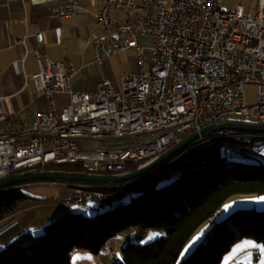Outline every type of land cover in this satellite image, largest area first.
I'll use <instances>...</instances> for the list:
<instances>
[{
  "label": "built area",
  "instance_id": "built-area-1",
  "mask_svg": "<svg viewBox=\"0 0 264 264\" xmlns=\"http://www.w3.org/2000/svg\"><path fill=\"white\" fill-rule=\"evenodd\" d=\"M100 1L103 7L93 15L105 34L94 41L95 62L136 51L139 70L126 74L120 89L106 80L96 92L76 91L69 62L51 59L43 51L44 34H36L39 70L28 79L50 106L27 124L0 107V179L78 163L91 164L97 173H124L205 126L236 122V116L264 125V0L257 15L243 7L224 11L225 0ZM115 11H124L125 19H115ZM51 13L62 18L81 11L70 1ZM108 23H116L115 32H107ZM142 38L151 44H141ZM222 76H231L229 86H221ZM250 84L258 87L252 106L245 94ZM216 134L200 144L213 142ZM126 183L75 184L64 206L95 207L117 199L118 185ZM101 186H110L111 194H102ZM103 250L115 253L109 243ZM253 254L259 258L258 249Z\"/></svg>",
  "mask_w": 264,
  "mask_h": 264
},
{
  "label": "trees",
  "instance_id": "trees-1",
  "mask_svg": "<svg viewBox=\"0 0 264 264\" xmlns=\"http://www.w3.org/2000/svg\"><path fill=\"white\" fill-rule=\"evenodd\" d=\"M262 145L264 142L243 140L203 145L155 177L127 188L126 199L109 206L113 208L99 211L96 207L94 215L73 213L48 224L39 235L17 236L0 250V264H71L74 250L97 254L105 243L132 227L161 230L163 236L146 245L129 243L128 237L122 258L115 264H221L231 249L247 238L264 248ZM232 150L253 160L229 159L227 152ZM141 164H130L127 171H135ZM48 170L94 172L84 163ZM234 196L246 197L251 203L229 210L222 219L223 207ZM28 198L21 189L0 194V224ZM208 221H212L211 230L184 256V249Z\"/></svg>",
  "mask_w": 264,
  "mask_h": 264
},
{
  "label": "crops",
  "instance_id": "crops-1",
  "mask_svg": "<svg viewBox=\"0 0 264 264\" xmlns=\"http://www.w3.org/2000/svg\"><path fill=\"white\" fill-rule=\"evenodd\" d=\"M75 1L80 8L79 15L57 17L51 8ZM142 2L143 0H134ZM100 0H0V107L9 114L17 115L24 124L32 120L38 110L49 109L48 99L35 89L28 77L39 70L34 49L37 47L35 35L43 33V51L56 62L68 61L74 70L71 82L76 91L96 92L98 85L112 81L120 89L126 74L139 70V54L125 51L114 55L99 65L96 61L94 41L105 34L97 25L93 13L101 9ZM243 7L251 15L260 11V0H225L224 11H235ZM113 17L125 19L124 11L113 12ZM17 41H24L17 44ZM143 45L151 44L147 38L140 39ZM127 56L129 64L114 73V64L122 56ZM66 100L58 99V109ZM62 187L64 189H62ZM73 187L57 183H32L20 189L28 195L15 213L0 224V249L26 232H36L52 223L63 213L61 205L72 197ZM130 231L127 233L129 237ZM122 236L109 242L114 247L118 259L122 258L124 242ZM133 237V236H132ZM259 250L258 262L264 264V248L251 238L237 243L225 256L222 264L253 263V251ZM119 254V255H118ZM107 252L91 253L74 250L71 264H115Z\"/></svg>",
  "mask_w": 264,
  "mask_h": 264
},
{
  "label": "water",
  "instance_id": "water-1",
  "mask_svg": "<svg viewBox=\"0 0 264 264\" xmlns=\"http://www.w3.org/2000/svg\"><path fill=\"white\" fill-rule=\"evenodd\" d=\"M222 131H234L242 133L264 134V125L246 122H225L212 124L196 131L163 154L154 157L141 164L135 171H127L118 174H98L87 172H67L63 170H39L33 169L14 174L0 179V194L20 189L27 183L52 182V183H90L97 185H109L144 180L152 177L154 173L171 166L188 154V150L200 144L210 135ZM169 164V165H168Z\"/></svg>",
  "mask_w": 264,
  "mask_h": 264
},
{
  "label": "rangeland",
  "instance_id": "rangeland-1",
  "mask_svg": "<svg viewBox=\"0 0 264 264\" xmlns=\"http://www.w3.org/2000/svg\"><path fill=\"white\" fill-rule=\"evenodd\" d=\"M129 60L130 59L127 56H125V55L122 56V59L117 60L116 64H114V68H112L114 73L115 72L118 73V72L122 71L123 67L126 66L127 64H129V62H130ZM245 94H246L247 102H248V104L250 106L255 105L257 103L258 87L256 85H253V84L247 85L245 87ZM234 120L236 122H249V123H254V124L257 122L254 118L246 119L245 117H237V116L234 118ZM231 132H234V131H231ZM235 134L244 136L245 134H254V133L235 132ZM257 135H263V134H257ZM219 141H223V140H219ZM257 143H259V142H257ZM206 144H208V143H206ZM206 144H204V145H206ZM200 147H198V148H200ZM197 149H195V150H197ZM195 150L193 149V150L189 151L188 154L192 153ZM259 150L264 154V145L260 146ZM227 155H228L229 159H232V160L246 161V162L253 160L252 158L244 155L242 152H236V151H233V150L232 151H228ZM84 164H87V163H84ZM88 165H90L91 168L93 169L91 164H88ZM167 167H169V166H167ZM39 170H44V169L41 168ZM93 173H97V172H93ZM98 174H105V173H98ZM106 174H108V173H106ZM145 180H148V179H145ZM145 180H143V181H145ZM36 183H52V182H36ZM139 183H137V184H139ZM28 184H32V183H27L25 185H28ZM64 184L69 186L67 183H64ZM62 189H64V188L62 187ZM72 189L75 190L74 187ZM63 202L61 203L62 206H64ZM248 203H251V202H246V197H243V196H234V197H232L229 201H227V203L223 207L224 214H223L222 219H224L226 216H228L229 210L231 211L234 208L243 207V206H245V204H248ZM257 203L259 205L262 202H257ZM97 208H99L98 209L99 211H103V210L110 209V208H113V207H97ZM97 208L93 207V206H83V207H78V206L66 207V206H64L65 210L63 211V213H61V215L58 214L57 217H55L51 222H54L58 218L69 216L70 214H73V213H82L84 215H94L96 212H98ZM260 209L264 210V206L261 207ZM211 228H212V221H208L207 223H205L197 231V233L193 236L191 242L184 249V256L190 254L194 250V248H196V246H198L200 244V242H202L204 240L205 234L208 232V230H211ZM43 230H44V227H43L42 230L33 232L32 234L39 235V234H41L43 232ZM129 231H130V235H129L130 241H128V242L129 243H138V244H141V245L151 244V243H153L155 241L160 240L161 237L163 236V232L161 230H157V229H142L140 227H132V228L129 229ZM25 233H28V232L25 231L22 234H25ZM125 235L127 236V233H125L124 235H121V236L124 237ZM109 246L111 248H114L110 244V242H109Z\"/></svg>",
  "mask_w": 264,
  "mask_h": 264
},
{
  "label": "bare ground",
  "instance_id": "bare-ground-1",
  "mask_svg": "<svg viewBox=\"0 0 264 264\" xmlns=\"http://www.w3.org/2000/svg\"><path fill=\"white\" fill-rule=\"evenodd\" d=\"M115 31H116V23H108L107 24V32H115ZM229 84H231V76H222L221 77V86H229ZM219 140H235V141L243 140V141H248V142L263 143L264 142V134L263 135L238 136V135L232 134V133H217L215 135V137H213V142L214 141H219ZM206 143H211V142H206ZM202 145H204V144H197V145H195V147H192L189 151H191L193 149L195 150V149H197L198 147H200ZM241 149H248V148L241 147ZM257 156L259 158H263V155H261V154H258ZM39 168H35V169H39ZM165 168H167V166ZM164 169H162L160 171H157L150 178L155 177L156 175H158ZM44 170H47V169H44ZM20 173H22V172H20ZM141 181H143V180H134V181H131V182H127L124 185H118V192L122 193V196H118L117 199H111L109 201H104V202H101L100 204H96L95 207H109V206H113V205H117V204L121 203L127 197V194H126L125 190L127 188L133 186V185H136L137 183H139ZM57 184H63V183H57ZM75 184H78V183H72V184H68V185L73 187V185H75ZM101 193L102 194H111V187L110 186H101ZM79 207H83V206H79ZM127 240H128L127 236L123 238V242H126ZM107 243H109V241ZM107 243H105V245H107ZM103 247L101 248L102 251H105V252L109 253L113 257L114 260H118L116 254L113 251L103 250ZM253 256H254V262L253 263H244V264H255V262L258 261V254H253Z\"/></svg>",
  "mask_w": 264,
  "mask_h": 264
}]
</instances>
